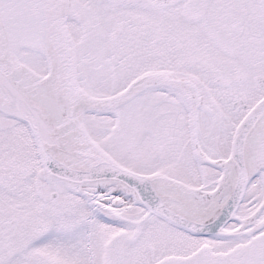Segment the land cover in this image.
I'll return each mask as SVG.
<instances>
[{
	"label": "snow or ice",
	"instance_id": "obj_1",
	"mask_svg": "<svg viewBox=\"0 0 264 264\" xmlns=\"http://www.w3.org/2000/svg\"><path fill=\"white\" fill-rule=\"evenodd\" d=\"M0 264H264V0H0Z\"/></svg>",
	"mask_w": 264,
	"mask_h": 264
}]
</instances>
